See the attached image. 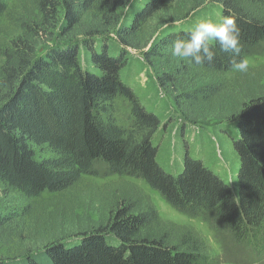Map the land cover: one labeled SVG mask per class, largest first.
Returning <instances> with one entry per match:
<instances>
[{
  "label": "trees",
  "instance_id": "trees-1",
  "mask_svg": "<svg viewBox=\"0 0 264 264\" xmlns=\"http://www.w3.org/2000/svg\"><path fill=\"white\" fill-rule=\"evenodd\" d=\"M208 1L220 6L222 16L235 17L239 54L229 55L212 41V63L195 65L172 56V41L186 39L192 30L178 24L186 18L184 13ZM139 2L131 23L121 25L119 10ZM20 3L21 11L11 12L8 0H0V16L21 31L10 45L0 46V190L23 200L46 191L64 193L84 175L96 174L95 163L103 162L108 173L140 178L176 209L211 216L216 229L257 254L263 250L264 74L246 70L230 79L228 73L235 69L234 61H246L251 52L264 50V0ZM160 17L169 29L146 52V60L157 69L159 84L186 120L214 116L236 122L238 194L189 153L177 175L158 161L159 146L153 138L161 120L143 105L122 71L128 64L126 47H135L144 25ZM112 31L122 46L118 52L109 47ZM44 36L59 44L41 55L38 47ZM80 45L92 67L82 65ZM117 96L132 104L130 127L115 116ZM38 151L48 155L39 156ZM125 187L129 193L116 188L110 196L106 221L100 216L78 237L53 240L20 262L0 256V264H216L202 233L163 220L149 194L137 186ZM18 216L16 207L0 208L2 244Z\"/></svg>",
  "mask_w": 264,
  "mask_h": 264
},
{
  "label": "rangeland",
  "instance_id": "rangeland-1",
  "mask_svg": "<svg viewBox=\"0 0 264 264\" xmlns=\"http://www.w3.org/2000/svg\"><path fill=\"white\" fill-rule=\"evenodd\" d=\"M20 2L21 0H8L10 11H21ZM140 5L139 2L119 10L121 25L131 23ZM184 16L186 18L178 24L193 29L200 20H218L222 15L220 6L208 1L195 10L185 12ZM162 20L164 19L160 17L148 21L135 47H126L128 64L122 71L123 79L135 91L143 105L156 113L161 120L153 138L154 143L159 146L158 161L167 171L177 175L183 170L185 155L189 153L192 157L202 160L238 194L236 190L239 186L240 156L234 147V139L239 136L236 122L227 118L216 119L214 116L202 118L197 122L186 120L172 97L159 84L157 69L146 60V52L169 29V23ZM20 33L7 16H0L1 47L10 45L11 40ZM108 36L109 47L118 52L122 46L116 33L112 31ZM54 41H48L44 36L38 53L44 55L50 48L56 47L59 43ZM80 53L82 65L92 67L83 45H80ZM246 61L247 72L263 71L264 74V50L251 52ZM240 72L233 69L228 76L232 79ZM113 105L119 123L130 127L131 102L124 96H117ZM38 155L48 154L38 151ZM95 168L96 174L84 175L76 187L64 193L46 191L37 198L23 200L14 194L7 196L0 190L1 210L16 207L19 213V219L12 222L5 233L4 243L0 241V256L14 258L15 262H20L28 253H38L53 240L78 237L86 225L92 224V220L100 216L103 221L107 220L109 205L112 203L110 196L116 188L129 193L125 186H137L150 195L163 220L193 227L202 233L209 241L210 257L216 264H264V249L257 254L251 246L235 241L229 233L221 232L213 226L211 216L180 211L144 180L129 175L110 174L103 162H96ZM257 248L260 247L255 245V249Z\"/></svg>",
  "mask_w": 264,
  "mask_h": 264
},
{
  "label": "clouds",
  "instance_id": "clouds-1",
  "mask_svg": "<svg viewBox=\"0 0 264 264\" xmlns=\"http://www.w3.org/2000/svg\"><path fill=\"white\" fill-rule=\"evenodd\" d=\"M215 41L220 49L229 55L240 52V38L236 19L232 15H223L218 20L205 19L198 21L187 34V38L177 37L170 46L172 56L189 60L195 65L212 63L215 53L210 42ZM238 71H246L247 61L233 63Z\"/></svg>",
  "mask_w": 264,
  "mask_h": 264
}]
</instances>
